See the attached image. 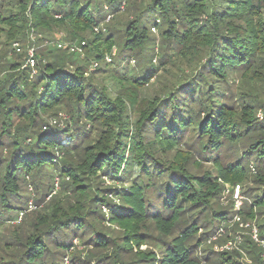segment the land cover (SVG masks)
I'll return each instance as SVG.
<instances>
[{"label": "trees", "instance_id": "obj_1", "mask_svg": "<svg viewBox=\"0 0 264 264\" xmlns=\"http://www.w3.org/2000/svg\"><path fill=\"white\" fill-rule=\"evenodd\" d=\"M91 2L0 0V43L53 27L87 42L36 51L34 72L25 49L0 65V214L27 209V185L35 204L61 188L0 264H241L201 247L237 214L264 241V0H105L96 16ZM247 180L242 207L224 206V183ZM258 245L243 244L252 264Z\"/></svg>", "mask_w": 264, "mask_h": 264}, {"label": "rangeland", "instance_id": "obj_2", "mask_svg": "<svg viewBox=\"0 0 264 264\" xmlns=\"http://www.w3.org/2000/svg\"><path fill=\"white\" fill-rule=\"evenodd\" d=\"M8 1V0H7ZM90 0H83L84 2H88ZM91 4L90 7L95 8L96 10L94 11V15L96 16L97 13L103 10L102 14H106L107 11L104 10V4H105V0H91ZM118 2V1H117ZM130 3V1H129ZM97 6V8H96ZM112 10V9H111ZM129 14H131V11H122L119 12L117 15V18H109L108 17V21L104 24H101L99 26V28L97 27L95 30L97 32H102L104 31L107 25H111V24H115L117 26V28L122 27L123 28V24L121 23L122 21L126 20L129 17ZM103 29V30H102ZM153 31V28H152ZM155 32V31H154ZM67 30L65 27H53L50 30H45L42 31V33H35L33 32L30 36V39H23L22 41H19L22 49L27 50V48L29 47H34L39 55V57L41 56V51L42 50H47V49H53L57 47V42L59 40H62L65 43H70L72 41L66 39L68 38L67 36ZM13 44V43H12ZM159 44L156 45V48L158 47ZM13 46L12 45H5L3 43H0V65H4L6 64L7 61L12 60L15 57V54L13 52ZM66 49V48H63ZM67 51H69L67 49ZM117 51V47L113 48L112 54L111 55H107L110 57H113V52L116 53ZM71 52V51H69ZM85 51H84V56H85ZM135 58V57H134ZM155 63H157V60L155 58L154 60ZM95 64V63H94ZM94 66V65H93ZM127 68L129 71H133L137 69L138 63L135 62V60L131 59L129 64H126ZM127 70V71H128ZM175 70V68H173V71ZM3 75V71H0V77H2ZM166 77V76H165ZM162 77L161 79L165 78ZM238 80V78H237ZM107 83L109 85H111V81L110 79L106 80ZM153 83L149 86L150 90L148 91L149 94L154 92V89L157 87V80L156 82L152 81ZM238 84L240 83L239 80L237 81ZM264 112V108L259 109L258 115L260 112ZM187 149V148H186ZM212 168V164L210 162H204L203 161V166L200 168V171L203 170H207V169H211ZM256 172V171H255ZM57 180V182L59 183V181H61V179H55ZM222 183L223 181L220 180ZM245 183V184H244ZM243 184L239 183H233V182H225L224 186L225 189L222 193V197H221V202L224 206H228V205H233L235 207V209H239L242 207L243 201L245 199H247L248 195L243 194V190H244V186L245 188L248 187H256L258 186L257 183L253 182L252 180H247L245 181ZM111 181L108 180L107 181V185H111ZM60 185V183H59ZM240 186V202L238 203L236 197H235V192H236V188L237 186ZM61 188L56 185V188L54 190V192H52V194L48 195V197L46 198V200L40 204H35V200H37L38 198L41 197L42 194V189L41 191L37 190L36 187H34V185H27L25 187V194L27 196L30 197V201H32L35 205V207L31 210H26L25 211V215H23V217L20 219V214L16 217V219L11 220V221H7L6 218L8 217L5 214H0V257H4L3 260H9V256L7 254V251L12 250V247L9 248L8 245H4L2 246V242L7 241V239L9 240L10 238H12L14 232L22 235V237H25V234L27 233V229H20L18 228L19 225H21V221L24 220L26 217L30 218V217H34L37 216L38 213L40 215V213L46 208V206L50 203L52 195L54 194H58L60 192ZM64 197V196H63ZM239 207V208H238ZM15 214V213H14ZM239 218V219H238ZM110 225V224H108ZM257 228V224L256 222H254L253 220H250L249 218H244L243 215L241 214H237L235 215L234 219L228 224V229H222V233L213 238L208 240L203 247L201 248H205V247H210L213 248L214 250L218 251V252H222V251H231L233 252L234 256L240 260L241 264H252V257L251 255L245 251L243 249V244L245 242V240L247 239V237H253V229ZM75 244H79V240H74ZM226 246H230V248H227ZM260 248H262L263 246L259 243L258 245ZM148 245H144L142 247V249H147ZM8 248V249H7ZM84 247L81 246L80 249H83ZM264 250V249H263ZM239 252L240 255H238L235 252ZM262 258L264 261V253H262ZM1 260V259H0ZM68 262V263H67ZM70 262V258H65L64 263L69 264Z\"/></svg>", "mask_w": 264, "mask_h": 264}, {"label": "built area", "instance_id": "obj_3", "mask_svg": "<svg viewBox=\"0 0 264 264\" xmlns=\"http://www.w3.org/2000/svg\"><path fill=\"white\" fill-rule=\"evenodd\" d=\"M109 17H111V16H109ZM153 30H155V28H153ZM56 44H57L58 48H66L71 52H75V53H78L81 55H84V51H85V48L87 46V42L85 40H82L81 42L72 41L70 43H65L62 40H59ZM12 46L16 52H22L23 51L22 46H21L20 42H18V41L13 42ZM26 52H27V55H26V59H25V63H24L23 67H29L34 72L36 67H37V64H38V59L36 56V49L34 47H29V48H27ZM114 54H115V52H113V55ZM106 58L108 61H110V62L112 61V57L107 56ZM96 65H97V63L94 64V66H96ZM263 115H264L263 111L259 113V117L262 118ZM235 197H236L238 203H241L240 198H239L240 197V186L239 185L236 188ZM34 207H35L34 203L32 201H29L26 210H31ZM25 211H22L20 213V219L23 217V214L25 213ZM253 238L264 247V241L259 238L258 228H256V227L253 229ZM226 247L230 248V246H226Z\"/></svg>", "mask_w": 264, "mask_h": 264}]
</instances>
